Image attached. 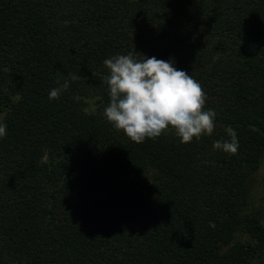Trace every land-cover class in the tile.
Instances as JSON below:
<instances>
[{"label": "trees", "instance_id": "16d2710c", "mask_svg": "<svg viewBox=\"0 0 264 264\" xmlns=\"http://www.w3.org/2000/svg\"><path fill=\"white\" fill-rule=\"evenodd\" d=\"M133 50L202 85L211 136L115 130L103 62ZM0 122V264H264V0H0Z\"/></svg>", "mask_w": 264, "mask_h": 264}, {"label": "clouds", "instance_id": "9594fccd", "mask_svg": "<svg viewBox=\"0 0 264 264\" xmlns=\"http://www.w3.org/2000/svg\"><path fill=\"white\" fill-rule=\"evenodd\" d=\"M136 53L117 55L103 63L108 70L104 81L109 103L104 109L106 120L136 144L155 140L169 129L182 144L211 136L216 112L205 110L207 96L202 85L191 75L175 67L174 61L155 56L137 59ZM80 77L71 76L72 81ZM49 91L48 99L58 100L68 90L69 80ZM7 124L0 122V139L7 135ZM227 140L213 143L214 150L230 155L238 152L239 140L232 126L225 129Z\"/></svg>", "mask_w": 264, "mask_h": 264}, {"label": "rangeland", "instance_id": "374dc122", "mask_svg": "<svg viewBox=\"0 0 264 264\" xmlns=\"http://www.w3.org/2000/svg\"><path fill=\"white\" fill-rule=\"evenodd\" d=\"M250 194L252 203L264 210V157L262 159V165L252 175ZM261 222L264 224V215Z\"/></svg>", "mask_w": 264, "mask_h": 264}]
</instances>
